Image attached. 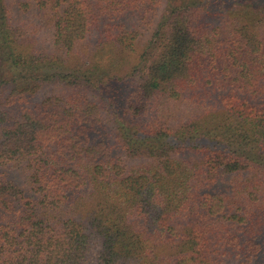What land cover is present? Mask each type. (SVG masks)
Instances as JSON below:
<instances>
[{"label": "trees", "instance_id": "trees-1", "mask_svg": "<svg viewBox=\"0 0 264 264\" xmlns=\"http://www.w3.org/2000/svg\"><path fill=\"white\" fill-rule=\"evenodd\" d=\"M0 264H264V0H0Z\"/></svg>", "mask_w": 264, "mask_h": 264}, {"label": "rangeland", "instance_id": "rangeland-1", "mask_svg": "<svg viewBox=\"0 0 264 264\" xmlns=\"http://www.w3.org/2000/svg\"><path fill=\"white\" fill-rule=\"evenodd\" d=\"M141 47H139V49L136 51V52H129L128 54H125V58H126V62L123 63V67H124V70H126V72L129 71V69L131 67L132 64L135 65L138 63V60H139V55H140V52H141ZM128 63H132L131 65L128 64Z\"/></svg>", "mask_w": 264, "mask_h": 264}]
</instances>
